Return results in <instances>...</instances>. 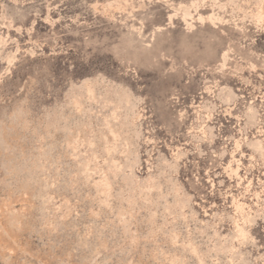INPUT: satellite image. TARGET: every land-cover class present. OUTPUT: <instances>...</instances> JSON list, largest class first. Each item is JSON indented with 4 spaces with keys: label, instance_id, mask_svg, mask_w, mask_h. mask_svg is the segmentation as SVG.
Returning a JSON list of instances; mask_svg holds the SVG:
<instances>
[{
    "label": "rangeland",
    "instance_id": "obj_1",
    "mask_svg": "<svg viewBox=\"0 0 264 264\" xmlns=\"http://www.w3.org/2000/svg\"><path fill=\"white\" fill-rule=\"evenodd\" d=\"M0 264H264V0H0Z\"/></svg>",
    "mask_w": 264,
    "mask_h": 264
}]
</instances>
